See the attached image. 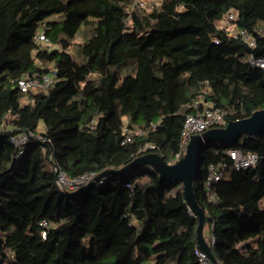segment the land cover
Returning a JSON list of instances; mask_svg holds the SVG:
<instances>
[{"label": "trees", "instance_id": "1", "mask_svg": "<svg viewBox=\"0 0 264 264\" xmlns=\"http://www.w3.org/2000/svg\"><path fill=\"white\" fill-rule=\"evenodd\" d=\"M149 3L0 0V126L8 129L0 132V264H201L199 218L183 183L151 163L116 170L150 152L172 165L185 156L181 131L202 89L226 110L217 127L264 110V72L248 60L264 57V0ZM231 8L234 27L256 37L253 49L220 28ZM40 32L50 42L38 43ZM51 70L58 81L47 93L15 85ZM125 125L143 133L125 141ZM21 130L50 141L46 154L31 142L19 169L10 134ZM232 148L258 153V162L236 170ZM200 154L193 190L215 258L264 264V130L203 142ZM221 162L225 175L208 191L210 165ZM55 165L71 176L110 172L65 192Z\"/></svg>", "mask_w": 264, "mask_h": 264}, {"label": "built area", "instance_id": "2", "mask_svg": "<svg viewBox=\"0 0 264 264\" xmlns=\"http://www.w3.org/2000/svg\"><path fill=\"white\" fill-rule=\"evenodd\" d=\"M135 2L141 7H145L147 5V0H135ZM237 19V11L231 8L227 13L226 18L223 20V23L220 25V28L226 29L229 36L240 38L253 49L256 46V37L248 30L234 27L233 21H236ZM35 40L38 43H44L43 45L50 42V39L44 32L38 33L35 37ZM214 41L217 44H220L221 42L220 39H215ZM248 60L253 66L261 68L264 72V57H257L256 55L251 54ZM57 81V71L51 70L49 72L25 74L15 81V85L23 92L40 91L47 93L52 87L55 86ZM206 93L207 89L201 90L197 100H195L193 104L196 108V112L188 114L185 118L181 131L183 152H186L188 143L193 135L202 134L208 129L216 128L218 125L225 122L226 110L216 105L213 100H207L205 98ZM7 130V128L0 126V132ZM123 132L125 135V141H131L134 135L143 133V131L140 129L131 130L128 125H125ZM10 141L17 147V157L20 158L27 154V150L31 145V142L34 141L40 142L42 144L41 149L43 153L46 154L47 149L43 143L50 141V139L41 132L21 130L18 132H12L10 134ZM226 153L232 160L233 166L236 170H246L253 168L259 159L258 153L254 151L245 152L240 148L227 149ZM178 156H180V154ZM49 157L52 159V153L49 154ZM227 166V162H221L217 165H210V173L205 182L206 190L211 191L215 182L224 177ZM54 169L57 174L56 182L60 189L65 192L79 191L84 186L96 181L97 177L102 174L87 172L82 175L71 176L60 165H55ZM210 198L216 201L217 195L215 193H210ZM41 226L44 228L42 236L46 237V231L48 228H50V223L46 219H43L41 221ZM215 240V235L210 228L208 246L211 249L215 245ZM195 252L201 264H215L208 252L203 250L199 243L196 246Z\"/></svg>", "mask_w": 264, "mask_h": 264}, {"label": "water", "instance_id": "3", "mask_svg": "<svg viewBox=\"0 0 264 264\" xmlns=\"http://www.w3.org/2000/svg\"><path fill=\"white\" fill-rule=\"evenodd\" d=\"M264 130V110L258 111L253 116L230 121L225 127L211 128L202 134L193 135L188 143L185 156L186 166L178 169L172 164H168L162 156L157 152H150L137 159H135L128 166L123 167L117 172H124L129 167L139 164V163H151L156 169H158L162 174L171 177L173 180H177L183 183L184 194L187 202L189 203L194 214L198 216L199 223L197 226L198 243L200 247L208 252L211 259L215 264H219L215 258L212 249L204 241V227H205V212L199 206L198 202L194 196L193 183L196 174L199 169L201 157H200V146L206 141H229L234 139H239L243 135H259ZM106 171L97 177L96 181L99 180L103 175L109 173ZM96 181L90 183L89 186H93Z\"/></svg>", "mask_w": 264, "mask_h": 264}, {"label": "rangeland", "instance_id": "4", "mask_svg": "<svg viewBox=\"0 0 264 264\" xmlns=\"http://www.w3.org/2000/svg\"><path fill=\"white\" fill-rule=\"evenodd\" d=\"M150 1V3H149V5L151 6L152 4H157V3H159L161 0H149ZM82 36H83V32L81 33V37L80 38H82ZM42 126V124L40 123V127ZM185 161H186V159H185V157L183 158V157H181L179 160H178V162H176L175 164H173V166L174 167H176V168H178V169H180V168H182V167H184V166H186V163H185ZM25 162V159L24 158H19L18 159V161H17V166H18V168L20 169L21 167H23V163ZM260 206L262 207V208H264V198L260 201Z\"/></svg>", "mask_w": 264, "mask_h": 264}, {"label": "crops", "instance_id": "5", "mask_svg": "<svg viewBox=\"0 0 264 264\" xmlns=\"http://www.w3.org/2000/svg\"><path fill=\"white\" fill-rule=\"evenodd\" d=\"M203 235H204V241H205V243L208 244V242H209V236H210V227L209 226H206L204 228Z\"/></svg>", "mask_w": 264, "mask_h": 264}]
</instances>
